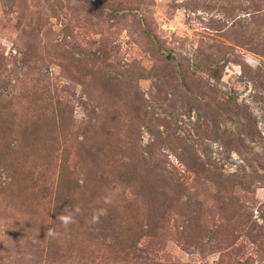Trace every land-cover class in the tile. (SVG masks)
Listing matches in <instances>:
<instances>
[{"label":"rangeland","instance_id":"rangeland-1","mask_svg":"<svg viewBox=\"0 0 264 264\" xmlns=\"http://www.w3.org/2000/svg\"><path fill=\"white\" fill-rule=\"evenodd\" d=\"M262 167L264 0H0V264H264Z\"/></svg>","mask_w":264,"mask_h":264},{"label":"trees","instance_id":"trees-1","mask_svg":"<svg viewBox=\"0 0 264 264\" xmlns=\"http://www.w3.org/2000/svg\"><path fill=\"white\" fill-rule=\"evenodd\" d=\"M228 102L230 101L228 100ZM232 102H235V101L232 100ZM230 108L232 109V107ZM50 112L53 115V119L55 118L54 120L55 123L54 121H51V123L53 124H56V122L58 123V118L60 119L69 118L65 115L66 113L62 112L61 109L59 110L58 113H56L54 110H50ZM237 113L239 112L237 111ZM68 114L70 115L72 114V112L68 111ZM43 115L46 116L45 113H43ZM214 141L220 143L219 146L222 149V153H224L226 156H229L233 151H237L241 157V154L244 148L241 142L230 141V139L225 138L223 135L219 134L218 132L215 133ZM102 148H103L102 143L87 144L88 153L92 155H95L101 152ZM141 159H134L131 162L132 167H133L134 161L140 160L143 162V164H145V168L143 167L144 170L143 168H140L142 171H139V172H143V176L140 182L141 187H144V185H146V183L149 181L148 174L152 171L156 172L155 177L159 183V186H161L163 182H167L173 186H177L179 184V179H178L179 177L174 176L170 170H165V173L161 170L162 164L159 163V161L161 160L154 161L153 159H151L152 161H149V160H146V157H141ZM219 160H221V158H218V157L216 158V157H213L211 154H209L207 158L202 159L199 157V158H196L193 162H194V166H197L198 170L202 173L203 177L205 179L208 178L212 183H214L218 187L225 188L226 185H232V186L240 187V189L244 191H247L250 189L252 185V178H250V176H251V173H254L256 170L253 168V165L249 163V160L247 158L241 157V162L236 166V171L232 174L231 177L228 176L226 172L224 171V165L223 166L219 165V162H218ZM262 169L264 170V167H262ZM68 171L70 172V169H68ZM67 175L69 178L71 176H74V174L72 173H67ZM167 177L171 180L166 179ZM250 179L251 181H249ZM62 208L65 209L66 207L63 206ZM66 209L68 210L67 213H70L71 210L68 208ZM112 209H110L108 213H106V215L100 216L99 222L95 223V225H99V226L101 225L103 227L101 228V230H104V228L108 226V225H105L108 219L115 221V217L117 216L115 215V212L111 211ZM107 230L109 229H106V231Z\"/></svg>","mask_w":264,"mask_h":264},{"label":"clouds","instance_id":"clouds-1","mask_svg":"<svg viewBox=\"0 0 264 264\" xmlns=\"http://www.w3.org/2000/svg\"><path fill=\"white\" fill-rule=\"evenodd\" d=\"M118 191V190H117ZM111 200L109 198H105V203H110ZM78 211V209L76 210ZM106 214V210L105 209H101V210H98L97 212H95L92 216V223H98L99 222V218L101 215H105ZM61 223L67 227L68 225L72 224L75 222V218H74V215H72L71 213L69 214H65V215H61L59 217ZM50 232H52V234H54V230H51L50 229Z\"/></svg>","mask_w":264,"mask_h":264}]
</instances>
